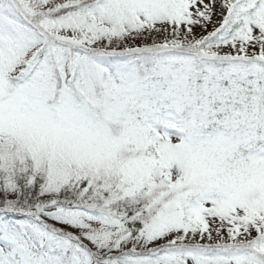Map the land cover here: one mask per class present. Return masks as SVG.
<instances>
[{
    "label": "snow or ice",
    "instance_id": "1",
    "mask_svg": "<svg viewBox=\"0 0 264 264\" xmlns=\"http://www.w3.org/2000/svg\"><path fill=\"white\" fill-rule=\"evenodd\" d=\"M0 264H264V0H0Z\"/></svg>",
    "mask_w": 264,
    "mask_h": 264
}]
</instances>
